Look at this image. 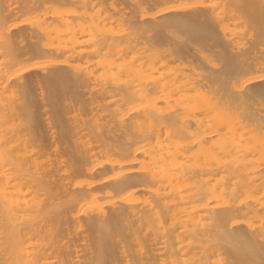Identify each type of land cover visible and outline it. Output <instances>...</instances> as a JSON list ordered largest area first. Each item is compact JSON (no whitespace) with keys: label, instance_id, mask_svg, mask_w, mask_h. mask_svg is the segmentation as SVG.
<instances>
[{"label":"bare ground","instance_id":"obj_1","mask_svg":"<svg viewBox=\"0 0 264 264\" xmlns=\"http://www.w3.org/2000/svg\"><path fill=\"white\" fill-rule=\"evenodd\" d=\"M0 264H264V0H0Z\"/></svg>","mask_w":264,"mask_h":264}]
</instances>
